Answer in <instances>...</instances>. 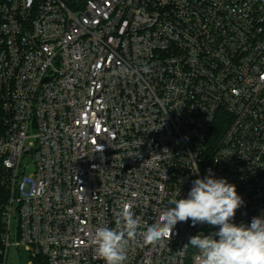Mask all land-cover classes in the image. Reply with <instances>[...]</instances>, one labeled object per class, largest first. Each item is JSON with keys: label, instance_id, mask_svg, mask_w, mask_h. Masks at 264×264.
Listing matches in <instances>:
<instances>
[{"label": "built area", "instance_id": "obj_1", "mask_svg": "<svg viewBox=\"0 0 264 264\" xmlns=\"http://www.w3.org/2000/svg\"><path fill=\"white\" fill-rule=\"evenodd\" d=\"M209 175L233 223L264 216V0H0V264H105L91 237L123 204L151 224ZM144 230L124 264H200L184 246L219 228Z\"/></svg>", "mask_w": 264, "mask_h": 264}, {"label": "clouds", "instance_id": "obj_2", "mask_svg": "<svg viewBox=\"0 0 264 264\" xmlns=\"http://www.w3.org/2000/svg\"><path fill=\"white\" fill-rule=\"evenodd\" d=\"M120 71L125 73L128 69L122 67ZM144 71L149 69L144 68ZM147 161L155 165L152 156ZM192 172L198 173L199 168ZM177 197H180L179 189L168 201L171 206L161 211L151 224L142 222V217L135 215L130 204H123L114 228L95 229L91 244L96 256L105 264H124L127 247L139 229H145L139 234L146 243H164L171 239L177 223L191 220L193 226L207 223L219 228L209 235L190 237L184 246L186 249L191 245L198 250L200 264H264V216L253 217L250 226L232 222L236 211L244 204L234 184L226 178L209 175L193 181L187 198Z\"/></svg>", "mask_w": 264, "mask_h": 264}, {"label": "rangeland", "instance_id": "obj_3", "mask_svg": "<svg viewBox=\"0 0 264 264\" xmlns=\"http://www.w3.org/2000/svg\"><path fill=\"white\" fill-rule=\"evenodd\" d=\"M11 231L12 238L15 239L18 231V220L15 216L12 219ZM30 260L31 254L24 247H21L20 249L11 247L8 252L6 264H28Z\"/></svg>", "mask_w": 264, "mask_h": 264}, {"label": "trees", "instance_id": "obj_4", "mask_svg": "<svg viewBox=\"0 0 264 264\" xmlns=\"http://www.w3.org/2000/svg\"><path fill=\"white\" fill-rule=\"evenodd\" d=\"M221 132H223V127H221L220 125L215 126L213 139L216 138L219 134H221ZM34 264H47V261L43 256L39 255L35 258Z\"/></svg>", "mask_w": 264, "mask_h": 264}]
</instances>
